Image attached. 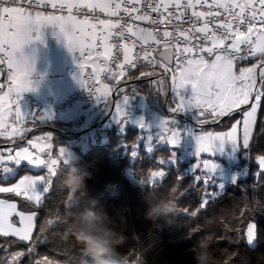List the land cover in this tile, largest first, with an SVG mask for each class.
<instances>
[{"label": "snow or ice", "instance_id": "1", "mask_svg": "<svg viewBox=\"0 0 264 264\" xmlns=\"http://www.w3.org/2000/svg\"><path fill=\"white\" fill-rule=\"evenodd\" d=\"M45 7L67 14L34 10ZM97 10L104 18L96 14ZM136 22L146 23L148 27ZM165 24L169 27L164 28ZM45 26L59 28L69 51L78 54V82L86 87L91 81L100 95L107 96L112 90L100 83L102 74L105 79L118 82L126 75V65L135 68L136 62L143 60L151 65L159 64L171 73V89L178 96L173 112L195 107L199 110V123L206 124L209 117L212 122H218L240 111L243 118L236 120L230 131L202 132L198 136V154H213L217 143L223 146L225 142H231L234 148L249 149L254 134L264 131V0H8L6 5L0 0V74H6L0 90L7 88L0 94V137L23 138V132L28 130L23 123L33 113L24 111L21 100L24 93L36 89L30 78L34 64L23 49L34 40L43 41L41 29ZM138 43L140 53L133 55ZM157 52L159 58L154 55ZM88 67L91 71L86 80L83 73ZM97 83L99 87H95ZM188 85L194 92L191 98L181 94ZM128 99L125 95L122 104L116 106L115 115L121 120L127 115ZM242 106L248 107L242 109ZM48 118L49 114L40 115V120ZM170 123L164 122V131L175 144L180 133L169 127ZM50 139L46 136L28 140L29 147L17 146L19 150L9 149L7 154L0 152V193L21 197L28 209L19 210L17 202L0 199V236L16 238L6 241L8 244L28 245L26 252L11 257V264L31 254L34 241L40 242L44 227L42 224L37 229V219L47 206L54 179L61 176V165L66 163L63 148L58 149L56 158L52 157ZM255 159L264 169V152ZM21 165L38 173L25 174L4 186L16 178ZM201 166L209 172L218 167L208 159L197 165ZM164 175L162 170L152 171L149 180L154 183ZM215 195L203 193L202 205L195 210L197 214L208 207ZM261 209L264 202L257 211ZM13 216L18 220L14 222ZM60 222L51 218L44 221L49 225ZM259 229L254 214H250V222L243 230L233 231L251 240ZM43 262L51 264L48 258H43ZM4 264L9 261L5 260Z\"/></svg>", "mask_w": 264, "mask_h": 264}, {"label": "trees", "instance_id": "2", "mask_svg": "<svg viewBox=\"0 0 264 264\" xmlns=\"http://www.w3.org/2000/svg\"><path fill=\"white\" fill-rule=\"evenodd\" d=\"M145 69L139 66L123 76L130 83L127 91L142 93L149 106L164 110L166 92L158 90L147 79L137 80ZM170 96L171 93L167 97ZM239 114L237 111L222 117L210 127L227 129ZM110 118L111 114L85 130L98 121L95 119L68 134L54 129H70L72 125L61 120L44 121L35 117L30 120V128H37L34 133L53 130L56 144H66L71 139L74 157L64 158L66 163L61 165V176L54 179L47 206L40 211L37 229L42 224L44 227L40 242L34 241L32 253L18 259L16 264H34L36 260L44 264L43 258H48L51 264H82L86 258L91 260L85 245L75 235L80 229L74 215L97 205L113 218L110 227L127 237L117 248L127 264H198V244L205 235L212 240L211 264H264V209L257 211L264 202V169L255 159L264 152V131H257L249 149L240 148L236 155L233 166L238 169L244 162L248 163V174H238L235 183H226L220 189L218 177L197 167L195 159L184 155L178 147L163 145L151 149V143H145V131L141 127L130 120L112 122ZM23 136L10 147L24 146L30 136ZM10 141L12 138L0 137V144ZM241 152L245 153L244 159L239 158ZM73 166L87 177L84 188L72 185ZM161 170L165 175L150 182V173ZM18 176L19 172L14 180ZM204 192L216 195L208 207L197 214L195 210L202 205ZM0 197L14 199L20 209L28 210L21 197L12 193H0ZM171 204L178 205L182 211L174 224H168L162 216L147 218L152 206ZM250 214H254L260 225L251 244L246 235L237 233L250 222ZM49 218L61 222L44 223ZM36 235L34 232L33 236ZM15 239L0 236V244L4 245L0 248V264L5 260L11 264L15 252H26L28 245L23 242L6 243Z\"/></svg>", "mask_w": 264, "mask_h": 264}, {"label": "crops", "instance_id": "3", "mask_svg": "<svg viewBox=\"0 0 264 264\" xmlns=\"http://www.w3.org/2000/svg\"><path fill=\"white\" fill-rule=\"evenodd\" d=\"M43 33V41L34 40L32 43L25 46L23 49L24 55L29 57L30 63L34 64V71L31 73L30 78L34 82L35 91L26 92L27 94L33 98L42 99L45 96H52L54 101L59 102L62 101L70 91L75 88L82 87L78 82L79 76V68H78V55L76 53H72L69 51L67 47V42L62 33H60L59 28L55 26H45L41 29ZM19 55V53H18ZM86 69L84 70L83 75L86 73ZM170 73V72H169ZM85 79V78H84ZM6 81V75L0 74V83ZM150 81V80H149ZM166 84V94L168 96L171 93V96L164 99V110L155 109V113H152V107L149 106L147 99L140 92L135 91H127L130 83L122 77L119 78V81H113L110 78L106 80L103 84H107L112 90L109 92L107 96L100 95V100L91 106H77L72 109L66 110L62 118L58 119L63 121L68 126L71 124L72 126L67 128H58L57 131L62 133H71L77 131L80 127L88 125L92 123L95 119L101 121L105 116L111 114L112 111L116 108V106L123 101V97L126 95L129 97L127 104H134L137 106H145L148 109V112L145 115H136L131 119L135 126L141 127L145 133L147 130L152 129L153 135L151 139V149L154 147L153 141L156 135H160L163 139H168L167 133L164 131V122L169 121L170 116L176 114L178 126L175 128L179 131V142L171 143L168 139L167 145L171 147H178L181 152L186 155V151L188 149L192 150L191 157L195 159V163L199 165L202 160L208 159L215 163L218 167L214 172H210L218 177V182L221 185H225L227 181L228 169L230 167L229 160L231 158L237 160L236 155L239 152L238 147L234 148L231 142H225L223 146H220L217 143V147L213 154L202 153L198 154V143L197 138L202 132H213L217 133V129L211 128L210 125L213 124L211 117H209V122L206 124H200L194 126L191 122L192 116L198 120L199 110L195 107H186L184 111L171 112L169 109H173L178 101V96L174 89H171V76L166 78L163 81ZM117 87H121L123 90L119 94H115L114 90ZM5 87L3 90H0V94L3 91H6ZM181 94H186L181 92ZM187 95V94H186ZM189 96V94L187 95ZM189 98V97H188ZM126 104V105H127ZM21 105L25 112H30L29 101L21 100ZM246 106H242L244 108ZM110 108V110H109ZM112 109V110H111ZM109 110V112H108ZM154 110V109H153ZM46 114L50 115V118L44 121H52L57 120L55 113L52 109H47ZM32 115H27L23 127L28 129L23 132L26 137H29L28 140L36 141L37 138H43L46 136H50L51 139L48 141L52 144V149L57 146H64L69 149V157L74 154L71 148V139L68 140L69 143L66 144H56L54 140L53 130H48L44 132H35L37 130L36 127L30 128V120H32ZM10 119V118H9ZM203 119V117H201ZM221 119V118H220ZM97 121V122H98ZM10 122V120H9ZM19 126V125H18ZM53 127V126H51ZM24 137V136H23ZM12 138V141L7 142L10 143L6 146L7 150L12 149L10 147L16 139L19 140L20 137H9ZM27 140V141H28ZM22 147H29L26 144ZM189 147V148H188ZM186 148H188L186 150ZM230 152V156H224L223 153L225 150ZM13 151L19 150V148L12 149ZM31 150V149H30ZM203 168V167H202ZM205 169V168H204ZM206 170V169H205ZM34 173H38V170L33 171ZM20 176V175H19ZM17 177L18 180L20 177ZM14 180L11 183H7L4 186H8L12 183H15ZM223 188V187H221ZM4 200H9L7 198H0ZM14 201V200H10ZM16 202V201H15ZM19 207V205H18ZM19 210H22L19 208ZM26 211V210H22ZM15 217V216H13ZM12 217V218H13ZM18 220V217H16ZM15 222V221H14Z\"/></svg>", "mask_w": 264, "mask_h": 264}, {"label": "clouds", "instance_id": "4", "mask_svg": "<svg viewBox=\"0 0 264 264\" xmlns=\"http://www.w3.org/2000/svg\"><path fill=\"white\" fill-rule=\"evenodd\" d=\"M86 178L80 168L72 167L71 179L74 187L84 188ZM181 213L180 207L175 204L167 207L154 205L148 210L147 218L156 219L162 216L165 222L174 224ZM74 222L80 229L75 235L85 245L92 258L84 259L82 264H127L126 258L117 251V248L126 242L127 237L123 232L110 227L113 218L107 210L97 205L75 214ZM254 239L250 241V244L254 243ZM211 244L212 240L208 238V235L201 237L198 244L200 249L197 257L198 264H211Z\"/></svg>", "mask_w": 264, "mask_h": 264}, {"label": "built area", "instance_id": "5", "mask_svg": "<svg viewBox=\"0 0 264 264\" xmlns=\"http://www.w3.org/2000/svg\"><path fill=\"white\" fill-rule=\"evenodd\" d=\"M7 2H8V0H4L5 5L7 4ZM34 10L44 11L46 13L52 12V13H55L57 15H60V14L66 15L67 14L66 11L64 13H60V12H57L56 10L52 9L51 7L39 8V9H34ZM74 14H75V10H74ZM96 14L100 15L101 18H104L103 14H100L98 12V10H97ZM153 15H155V14H153ZM113 19H115V18H113ZM136 23H139L142 27H148V25L146 23H143V22H136ZM163 27L168 28L169 26L167 24H165ZM159 31H160V29H157V32H159ZM209 38L211 39L212 37L210 36ZM146 47H148V46H146ZM136 53H140L139 43L137 44V47H136L133 55H136ZM76 55H78V54H76ZM154 55L157 56V53H154ZM157 58H159V57L157 56ZM139 66H144L146 68L144 71H142L140 73L139 78L151 77L150 81L153 83H156V84L162 83L166 78H168L170 76V73L168 71H165L164 68L161 67L159 64L151 65V64H148L146 61H143V60H138L136 62L135 68H131L130 66L126 65L125 66V72L126 73L130 72L134 69H137ZM2 67H4L6 69V65H4ZM172 67H174V63L172 65ZM90 71H91V68L88 67L86 69V73L84 75V78L86 80L89 79L88 73ZM147 72H154L155 74L151 75V76L144 75V73H147ZM106 80H108V79H105L104 75L102 74L100 83H104ZM100 83H97V85L95 87H99ZM89 89H93L91 91V93L89 92ZM121 90H123L121 87H117L114 90V93L119 94L121 92ZM97 96L100 97V94L94 90L91 81H89V83L86 87H78V88L73 89L72 91L69 92V94L66 95V97L62 101H59V102L54 101L52 96H45L42 99H37V98H33L27 94H23V100L29 101L30 112L33 113L32 116L35 117L36 119L40 120V115L46 114L47 109H52L54 111L57 119H60V118H62L63 113L68 109H72V108H75L77 106L78 107L79 106L80 107L81 106H87L88 107V106L96 104L100 100V98L97 99ZM169 110L171 112H173L172 109H169ZM126 112H127L126 117L123 120L120 119V121L127 122L133 116L145 115L148 112V109L145 106H137V105L129 103L126 105ZM9 120L11 123L12 118L10 117ZM169 121L171 122L169 127L176 128L178 126L176 114L171 115ZM191 122L193 123L194 126L201 124L193 116H192ZM167 137H168V134H167ZM167 143H168V139H163L160 135H156L154 137V141H153L154 146H163V145H167ZM59 148H63L65 150L64 158L69 156V149L62 145V146H57V147L51 149L53 158L57 157ZM191 154H192V150L188 149L186 151V155L188 157H191ZM244 157H245V153L241 152V154L239 155V158L244 159ZM234 163H235V161L233 159L229 160L230 167L228 169V175H227L226 183H231V184L235 183V181L237 180L238 174H240L241 176H246L248 174V170H249L248 163L244 162L242 167H239L238 169L233 166ZM219 187H220V189H222L221 183H220Z\"/></svg>", "mask_w": 264, "mask_h": 264}, {"label": "rangeland", "instance_id": "6", "mask_svg": "<svg viewBox=\"0 0 264 264\" xmlns=\"http://www.w3.org/2000/svg\"><path fill=\"white\" fill-rule=\"evenodd\" d=\"M170 76H171V73H170ZM158 90H160L161 92H165L166 91V89H167V87H166V84L164 83V82H162V83H159V84H156V83H153V82H151ZM134 90V89H133ZM181 92H183V93H186L187 95L189 94V96H187L186 94H183V96L185 97V98H191V97H193V95H194V92H193V89L191 88V85H188L185 89H183V90H181ZM118 105H121V103H119ZM246 107H248V106H246ZM154 108H152V115H153V112L155 111V109L153 110ZM243 109V108H242ZM241 109V110H242ZM109 110H110V108H109ZM109 110H108V112H109ZM112 110V109H111ZM155 113V112H154ZM116 108L114 109V111H112L111 112V121L113 122V121H119L120 119L119 118H117L116 117ZM242 116L239 114L237 117H236V119H235V121L236 120H242ZM131 122H133L132 121V119H131ZM235 123V122H234ZM233 123V124H234ZM227 131H230V127L229 128H227V129H217V132H227ZM152 135H153V131H152V129H149V130H147L146 131V133H145V143L147 144V145H149L150 144V142H151V139H152ZM238 135H239V132H238ZM189 148V147H188ZM188 148H186V150L188 149ZM238 149H239V147H238ZM0 152H3L4 154H7V152H8V150L7 149H1L0 148ZM223 155L224 156H230V152L226 149L225 150V152L223 153ZM237 155V154H236ZM236 155H234V156H236ZM74 157V154L73 155H71V157H70V159H72ZM201 168H202V166H201ZM202 169H204V168H202ZM205 170V169H204ZM33 171H36V169H33V170H29V168L28 167H25L24 165H21V167H20V169H19V175L21 176H19L20 178H22L25 174H28V175H35L36 173H34ZM206 172H209L207 169L205 170ZM210 173V172H209ZM18 174V173H17ZM220 185V182H218V186ZM225 186V185H224ZM223 185H222V187H224ZM220 188V187H219ZM0 198H2V197H0ZM8 199V198H7ZM9 200H14V199H9ZM14 201H16V200H14ZM17 202V201H16ZM18 203V202H17ZM12 220L13 221H17V218L16 217H13L12 218ZM254 239V238H253ZM253 239H251V240H249V241H253ZM17 253H19V252H15L14 254H17Z\"/></svg>", "mask_w": 264, "mask_h": 264}, {"label": "water", "instance_id": "7", "mask_svg": "<svg viewBox=\"0 0 264 264\" xmlns=\"http://www.w3.org/2000/svg\"><path fill=\"white\" fill-rule=\"evenodd\" d=\"M157 56L159 57L158 52H157ZM145 79H147V80H151V77L139 78V79H137V80H145ZM99 123H100V121H98V122L92 124L91 126L85 128V130L90 129V128L96 126V125L99 124ZM51 128H54V127H51ZM54 129L58 130V128H54ZM9 144H10V143H3V144H0V146H2V147H6V146H8Z\"/></svg>", "mask_w": 264, "mask_h": 264}]
</instances>
